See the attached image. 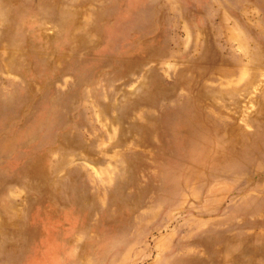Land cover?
<instances>
[{
	"label": "rangeland",
	"instance_id": "obj_1",
	"mask_svg": "<svg viewBox=\"0 0 264 264\" xmlns=\"http://www.w3.org/2000/svg\"><path fill=\"white\" fill-rule=\"evenodd\" d=\"M0 264H264V0H0Z\"/></svg>",
	"mask_w": 264,
	"mask_h": 264
},
{
	"label": "bare ground",
	"instance_id": "obj_2",
	"mask_svg": "<svg viewBox=\"0 0 264 264\" xmlns=\"http://www.w3.org/2000/svg\"><path fill=\"white\" fill-rule=\"evenodd\" d=\"M236 257V256H235ZM238 257V256H237Z\"/></svg>",
	"mask_w": 264,
	"mask_h": 264
}]
</instances>
